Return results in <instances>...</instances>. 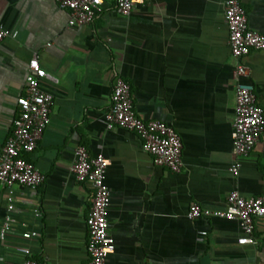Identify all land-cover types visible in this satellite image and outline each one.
I'll use <instances>...</instances> for the list:
<instances>
[{"label":"crops","instance_id":"obj_1","mask_svg":"<svg viewBox=\"0 0 264 264\" xmlns=\"http://www.w3.org/2000/svg\"><path fill=\"white\" fill-rule=\"evenodd\" d=\"M103 1L93 23L71 26L56 0H0V23L11 31L0 44V152L35 54L50 75L40 86L54 95L51 122L26 154L43 184H0V264H24L19 248L46 264H91L93 188L71 171L79 144L111 161L108 218L116 248L107 264H264V216L255 219L256 242L245 244L237 219L187 217L192 202L225 208L233 190L264 195V133L249 155L234 150L236 59L225 1L152 0L128 15L116 11L117 0ZM241 2L250 27L264 34V0ZM243 61L264 108V49ZM117 75L129 81L144 120L165 121L181 136L180 172L155 165L134 131L99 122ZM236 160L238 175L229 170Z\"/></svg>","mask_w":264,"mask_h":264},{"label":"built area","instance_id":"obj_2","mask_svg":"<svg viewBox=\"0 0 264 264\" xmlns=\"http://www.w3.org/2000/svg\"><path fill=\"white\" fill-rule=\"evenodd\" d=\"M60 7L69 11V25L91 24L103 11V0H56ZM152 0H117L116 11L130 14L134 8ZM225 18L229 27V43L236 59L234 78L236 81V113L233 129L235 153L242 157L249 155L264 133V108L255 93V84L250 81L251 68L243 58L253 51L264 49V34L252 29L248 14L241 0H224ZM11 31L0 23V44ZM31 73L27 77L26 93L17 100V115L13 131L0 152V184H16L36 188L43 184L45 175L26 154L32 153L51 122L54 102L52 92L40 86V79L50 75L40 65L37 54L30 60ZM108 129L124 128L134 131L140 137L144 149L151 155L155 165L164 166L173 172H180L184 166V143L175 128L162 120H144L135 110L129 81L117 75L115 78L112 104L99 118ZM110 159L103 153L91 156L84 144L75 150L71 171L79 182H89L93 188L92 201L86 225L89 232L88 251L91 264H107L108 256L115 251L114 238L109 233L110 187L106 172ZM242 163L236 160L229 170L238 175ZM14 205L10 203L9 208ZM40 213V212H37ZM264 216V195L244 197L238 190L227 196L225 208L212 209L198 202H192L187 212L189 219L220 217L240 221L244 235L240 244L255 243L256 217ZM208 231L200 232L204 240ZM36 235H40L36 232ZM26 255L24 264H46L33 257L30 248H19Z\"/></svg>","mask_w":264,"mask_h":264},{"label":"trees","instance_id":"obj_3","mask_svg":"<svg viewBox=\"0 0 264 264\" xmlns=\"http://www.w3.org/2000/svg\"><path fill=\"white\" fill-rule=\"evenodd\" d=\"M27 158V157H26Z\"/></svg>","mask_w":264,"mask_h":264}]
</instances>
